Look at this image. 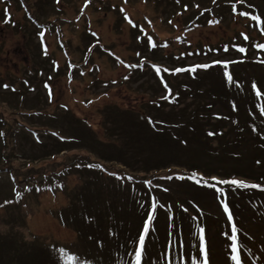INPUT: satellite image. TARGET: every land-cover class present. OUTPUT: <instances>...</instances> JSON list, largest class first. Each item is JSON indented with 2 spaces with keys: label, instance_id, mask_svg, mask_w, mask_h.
I'll list each match as a JSON object with an SVG mask.
<instances>
[{
  "label": "rangeland",
  "instance_id": "obj_1",
  "mask_svg": "<svg viewBox=\"0 0 264 264\" xmlns=\"http://www.w3.org/2000/svg\"><path fill=\"white\" fill-rule=\"evenodd\" d=\"M128 1L129 5L118 0H31L33 17L19 19L25 15L23 9L14 11V16L7 3L0 0V166L6 164L1 160L5 157L4 147L7 148L2 137L3 128L14 121L20 127L13 134L8 130V134L17 145V155H13L14 159L10 160L9 165L20 177L26 175L20 156L31 158L42 153L41 146L31 138L32 131L36 129L60 133L64 128L63 133L67 136L72 135L70 132L77 127V134L84 132L98 144L100 141L115 146L124 144L116 136L115 130H108L106 114L115 110L113 106L120 113L119 109L129 110L132 107H135V111H141L146 109L143 108L145 102L158 95L148 85L137 86L136 81H133L135 75L128 81L131 83L128 86L127 80H122L127 68L134 69L140 58L142 63L146 58L158 59L164 64V55L175 51L174 46L161 53H151L149 50L166 47L168 41L165 38L176 35L180 27L186 33L189 19L200 14L204 8L202 6L210 5V0H195L202 3V6L198 4L197 9L194 8V0ZM244 1L259 4L260 0ZM109 3L132 9L136 18L134 22H119L124 14L123 9L112 7L114 12H108ZM243 10V5L235 3L230 9L212 8L209 16L218 20L219 25L205 26L188 33V40H192L194 45L205 41L207 36L217 41H232L235 33L244 29L245 21H240ZM144 15H149L152 23L142 18ZM175 53L179 54L178 49ZM101 73H105L100 76L103 81L117 80L120 86L106 90L108 93L100 95L101 99L98 100L95 96L103 90L98 83ZM248 78V82L252 78L263 80L264 67H254V74ZM162 83L173 82L169 79ZM92 99L89 105L82 104L83 100ZM62 104H66L70 111L63 108ZM59 117L60 120L56 122ZM85 120L93 124V130L79 126ZM116 122L121 126L119 120ZM40 123H45L44 127H37ZM212 145L215 146L216 141ZM95 153L85 148L71 150L56 162L44 161L41 170L62 168L65 163L81 157L99 158L100 155ZM79 174L74 172L69 177V190H75L83 183ZM9 179L8 174L0 177V195L5 199L11 197L13 190ZM65 194H42L31 198L28 207L22 210L0 209V234L4 238L0 241L12 246L13 253L17 252L14 257L16 261L26 248L45 249L49 243H64L74 239V232L64 227L55 214L67 206L69 199ZM255 232L259 236L255 238L254 246L264 252V230ZM218 262L224 264L221 260ZM31 264L48 263L34 260Z\"/></svg>",
  "mask_w": 264,
  "mask_h": 264
},
{
  "label": "trees",
  "instance_id": "obj_2",
  "mask_svg": "<svg viewBox=\"0 0 264 264\" xmlns=\"http://www.w3.org/2000/svg\"><path fill=\"white\" fill-rule=\"evenodd\" d=\"M204 45L210 44L197 43L196 48L202 50L205 48ZM216 72L219 73V69ZM216 78L217 76L215 79ZM216 80L219 81L218 86L213 85L209 90H206V94L195 96L191 93L194 97L192 98V105H195L194 109H185L181 119L175 118L174 115L164 118L166 123L165 128L168 129L170 133L173 134L177 130L183 133L185 132L186 141H184V143H186L187 146L184 145L183 152H180L181 155L172 158L175 153L171 154L169 156L171 159L167 158L162 161L163 163L156 164L155 168L159 170V168L169 167L171 164H180L187 169L185 172L188 176H195V179H191L193 180V184L190 183L188 176H182L179 181L181 184H177L173 187H167V185H165L163 188L154 187L151 188L150 191L144 190L145 193L147 192L155 195V197H152L151 206H156L155 210L151 211L154 219L149 226L146 240L152 242L154 239L159 240L161 236L162 240H164V244H170L172 255L176 257L178 264H180L182 260L190 258L192 254L197 255V243L201 242L199 238H197V235L200 233L199 229L203 228L205 230L203 234L207 231V239L209 242L214 240V244L217 242L216 239H220L218 234H224L227 231L224 220L219 219L217 215L214 217L210 213L206 214V211L202 208L204 207L211 212L210 206L213 205L212 202L217 201V199L221 197H224L234 206V210L236 211L235 224L237 235L241 234L245 236L247 232L252 233L263 223L257 220V215L258 212L262 210L260 203L262 201L261 199H264V196L251 192L247 189V186L243 189L240 185L236 186L238 190H241L231 196L225 193V191L229 186H232V184L220 183V180L206 178L212 174H218L226 176V180L224 181H231L235 179V177L232 178L235 172H247L246 175L248 177L257 179H259L260 176L264 177V119H262V116H264V106L260 108L257 107L254 100L248 103L244 98L240 101L237 98L231 99L229 97L230 90L224 83L225 78ZM198 89L199 92H205L202 87ZM153 90L155 89L153 88ZM217 100L221 101L220 103L219 101L217 102L220 104V108L224 106L228 108V110L221 113H213L215 114L216 125L218 127H220V125L228 127V132L224 133L221 128L215 131L211 129L213 132L206 134L209 135L211 133L214 137L220 138L218 147L204 148L206 146L201 143L198 145L200 148L195 147L196 150H194L192 146H195L198 141L202 140L203 143L206 144V139L202 133V128L199 127L200 124H198V121L203 115H207L210 118V113H212L211 109L216 107L215 102ZM151 106L156 107V109H150V112H161L159 108H161L162 105L157 107V105L153 103ZM222 113H224V115L226 114V117L224 116L223 119H220ZM187 116L197 117L195 125L191 126V124H194V121H187ZM137 123L138 121L131 120L126 121L122 126L124 130H129L134 134L127 142V146L119 150L123 157L118 154L105 153L103 154V159L107 160V158H109L116 161H109L112 164H120V166L127 167L128 169L133 168L132 163L128 159L131 154L129 149L133 142L130 144L128 143L133 139L137 140V136L144 137L145 140L148 138L145 132L147 128L143 125L137 126ZM132 127L137 128V133L133 132ZM185 127L192 128L193 130H190V132L186 130ZM74 131L76 132V130ZM165 136L169 137L168 134H165ZM165 136L154 135L153 137V141L157 143L154 148L161 152L168 151L165 149L164 145L159 144V142L165 141ZM174 136H178V134L174 133ZM229 137V143L227 141L225 142L224 138ZM78 139L79 142L74 144L53 141L51 145L46 144V151L42 153L44 157L43 160H52L55 162L61 157L60 155L63 150L71 151L77 147L94 150L97 152L95 154L102 157L99 150L92 147V139L89 138L88 135H83L82 139L80 137ZM209 146H212L210 142ZM75 165V163H72L68 167L74 169ZM32 168H35L34 164H32ZM200 171H202V175H198ZM197 181H199V183H197ZM94 199H98V196L82 195L80 197V202L85 212L78 211L79 208L76 207V210L73 211L75 215L72 216V221L77 222L82 219L80 216H83L84 213L90 220L91 218L95 219L96 227H94V230L96 232L102 231L103 221L110 224V227H116V218H121L122 212L126 209L120 207L119 199L105 195L97 202ZM89 201H91V203H88ZM200 207L205 215L199 213L198 210H200ZM130 213L132 216L128 219V228L131 232H134L138 221L142 224V222L148 220V215L138 213L137 210H133ZM206 217H208V220L205 219ZM212 219L218 222L216 226ZM84 225V219L76 225L79 236L81 234H86L83 232ZM128 232L129 231L125 229V233ZM83 237L86 239V244H92V242L87 241V236ZM88 238H91V240L95 242L90 247L84 243L88 248L85 254L74 261H68L67 264H116L117 258L123 259V256L115 257V252L118 251L119 243H115L109 239V237H107V239L103 238L96 240L94 235H89ZM99 241H101V243H98ZM16 253L17 252L13 253V248L11 246L0 244V264H31V261H34L28 254L18 255V260L16 261L14 258ZM213 253L214 252H212V254ZM49 264L56 263L53 262Z\"/></svg>",
  "mask_w": 264,
  "mask_h": 264
},
{
  "label": "snow or ice",
  "instance_id": "obj_3",
  "mask_svg": "<svg viewBox=\"0 0 264 264\" xmlns=\"http://www.w3.org/2000/svg\"><path fill=\"white\" fill-rule=\"evenodd\" d=\"M253 19H258V18L257 17H253ZM260 47L264 48V45H261ZM240 50L241 51H244L243 49H240ZM217 63H219V62H217ZM200 67L207 68L208 65H200ZM191 70L194 71L195 69L193 68ZM160 71H161V69L159 67H157L156 68V72L159 73ZM164 71H168V69H164ZM173 71L180 72V71H184V69H174ZM224 74L228 78L229 81H231L233 79L232 76L228 72H225ZM165 87H167V85H165ZM252 87L254 89L256 88L255 83H253ZM257 96H260V91L259 90H257ZM191 178L192 179H195V176H193ZM219 182L220 183H230L232 185H240V186H244V183H245L244 181L238 180V179H233L231 181L220 180ZM197 183H199V181H197ZM253 187H257V186L256 185H253ZM152 207H153V211H154L156 206L153 205ZM223 207H224V211L225 212H228V219H229V221H231L232 220V215H231V213L228 210V205L227 204H224ZM153 219H154L153 214L152 213H149L148 214V220L144 224V231L139 234V245L140 246L136 249V252H135L136 264H140V262H141L142 253H143V250H144V247H145V235L147 234V232L149 230V224H150V222ZM199 231L201 233V236H200V241H201L200 247H201V252L203 253L204 252V235H203V233H204L205 230L203 228H201V229H199ZM236 232H237L236 225L233 224L232 225V231H231V234H230V239L232 240L231 247H232L233 253H236L237 252L236 235H235ZM67 259L69 261H74L76 259V257H74V256H68ZM232 259L234 261H236V264H240V257H239L238 254H234L232 256ZM204 264H207L206 255H205V262H204Z\"/></svg>",
  "mask_w": 264,
  "mask_h": 264
}]
</instances>
